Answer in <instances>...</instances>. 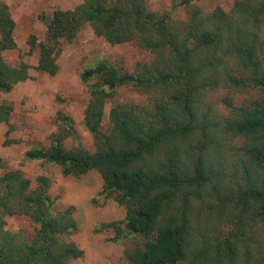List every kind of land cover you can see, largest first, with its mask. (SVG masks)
Listing matches in <instances>:
<instances>
[{
    "label": "trees",
    "instance_id": "trees-1",
    "mask_svg": "<svg viewBox=\"0 0 264 264\" xmlns=\"http://www.w3.org/2000/svg\"><path fill=\"white\" fill-rule=\"evenodd\" d=\"M195 1L172 0L168 11L154 12L146 0H81L44 18V39L27 41L29 53L38 51L39 73H58L63 46L85 26L110 46L135 43L153 59L130 73L103 59L82 67L89 97L82 127L94 153L81 145L72 118L58 113L49 146L31 147L21 166L54 164L64 177L96 171L102 186L95 195L126 212L96 233L112 230L116 243L142 239L124 251L129 264H264V0H235L230 12L208 14ZM180 9L184 18L175 20ZM14 29L0 0L4 94L29 78L28 65L3 57L17 48ZM124 87L149 103L114 106L105 130L104 105ZM218 90L260 96L241 106L223 98L229 115L222 116L207 101ZM12 112L10 103H0V125ZM67 140L74 146L66 148ZM30 184L20 170L0 176V264L81 260L84 251L71 240L74 207L57 209L46 177L34 189ZM15 216L30 221L31 240L5 228L6 218Z\"/></svg>",
    "mask_w": 264,
    "mask_h": 264
},
{
    "label": "rangeland",
    "instance_id": "rangeland-1",
    "mask_svg": "<svg viewBox=\"0 0 264 264\" xmlns=\"http://www.w3.org/2000/svg\"><path fill=\"white\" fill-rule=\"evenodd\" d=\"M1 1L7 5L15 22L13 37L17 44L16 50L5 52L3 57L10 65L24 63L30 70L28 80L16 85L10 93H0V103H10L13 107L8 123L0 125V176L6 171L20 170L30 181L31 189L36 187L39 177H46L50 183L48 194L51 198L59 199L57 209L74 207L77 232L71 240L84 251V256L72 264H129L124 259V251L133 249L136 244L142 243V239L116 243L112 241L115 236L112 230L96 233V229L105 223L121 221L126 213L124 208L115 206L113 199L104 200L95 195L102 186L96 171L82 176L64 177L61 169L54 164L37 161L21 166V163L25 152L31 147L49 146L52 135L57 132L54 118L58 113L72 118L81 145L94 153L92 138L82 127L83 112L89 99L86 86L79 78L82 67L103 59L130 73L137 63H150L153 57L138 49L135 43L110 46L85 26L72 43L63 46L57 59L58 73L55 76L39 73L35 70L38 51L29 53V37L34 36L42 41L46 32L44 18H50L56 10H73L81 0ZM171 1L146 0V3L151 11L166 12L171 7ZM234 3L235 0L195 1V5L205 14L216 8L228 13ZM183 18L184 12L180 9L174 19ZM228 96L235 106H241L260 95L256 90L246 94L218 90L208 93L207 101L220 115L228 116L229 112L221 102ZM125 103L147 105L149 97L129 87L119 89L114 99L104 105L103 129L108 127L110 110ZM74 143L73 140H67L65 146L69 149ZM5 228L10 232H21L27 240L34 236V227L26 217H7Z\"/></svg>",
    "mask_w": 264,
    "mask_h": 264
}]
</instances>
